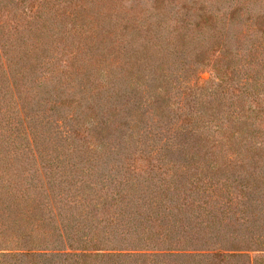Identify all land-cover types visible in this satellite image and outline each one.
Here are the masks:
<instances>
[{"label": "trees", "instance_id": "1", "mask_svg": "<svg viewBox=\"0 0 264 264\" xmlns=\"http://www.w3.org/2000/svg\"><path fill=\"white\" fill-rule=\"evenodd\" d=\"M0 264H264V0H0Z\"/></svg>", "mask_w": 264, "mask_h": 264}, {"label": "rangeland", "instance_id": "2", "mask_svg": "<svg viewBox=\"0 0 264 264\" xmlns=\"http://www.w3.org/2000/svg\"><path fill=\"white\" fill-rule=\"evenodd\" d=\"M125 1H126V0H125ZM123 3H125V2H123ZM209 74H212V71H211V70H210L209 73H208V72L203 73V75H201V78L204 79V80H205V79H208V78H209ZM58 126H59V127H57V128H56V127H53V128H56V129L59 128V129H61L62 124H60V122H58ZM30 159H31V158H30ZM36 163L39 165V162H38V161H37ZM253 254H255V252H253L251 255H253Z\"/></svg>", "mask_w": 264, "mask_h": 264}]
</instances>
